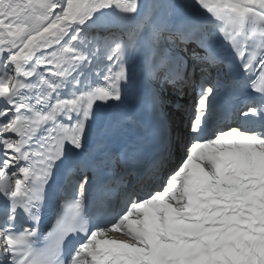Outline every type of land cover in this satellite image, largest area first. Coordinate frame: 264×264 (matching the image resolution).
<instances>
[{
    "label": "snow or ice",
    "instance_id": "obj_1",
    "mask_svg": "<svg viewBox=\"0 0 264 264\" xmlns=\"http://www.w3.org/2000/svg\"><path fill=\"white\" fill-rule=\"evenodd\" d=\"M156 8L141 0H0V264H264V125L212 126L218 89L255 94L241 115L264 118V0ZM99 16L113 22L87 31ZM90 57L100 58L92 71L101 83L77 77L79 91L60 96L73 67ZM138 59L147 77L137 100L152 119L127 123L121 114L107 124L97 148L121 131L132 135L95 166L111 169L101 190L126 187L117 166L162 174V182L140 198L125 195L114 222L88 231L79 222L88 178L70 181L62 215L41 238L54 165L66 144L84 150L99 108L129 94ZM165 86L193 94L186 133L169 126ZM77 230L85 238L65 261L61 244Z\"/></svg>",
    "mask_w": 264,
    "mask_h": 264
},
{
    "label": "bare ground",
    "instance_id": "obj_2",
    "mask_svg": "<svg viewBox=\"0 0 264 264\" xmlns=\"http://www.w3.org/2000/svg\"><path fill=\"white\" fill-rule=\"evenodd\" d=\"M152 2H154V0H151ZM157 2H158V5H157V8H156V10L157 11H161V9L159 8V5H161V4H164V3H169L170 1L169 0H157ZM142 4H148V5H150V3H142ZM198 51H199V49H197ZM181 93L183 94V93H186L184 90H182L181 91ZM163 96H164V100L166 101V100H171L172 102H174V101H176L177 100V98H176V96L174 95V94H168V92H166L165 90L163 91ZM186 103V105H188V100H187V102H185ZM176 104L178 105V104H180V100H177V102H176ZM171 105H172V103H171ZM179 108H180V110H179V112H180V114L177 116L178 117V119H175V120H172L171 122H169V126L171 127V128H173L174 130H177V131H179V132H181V133H184V125H185V113L187 112V108H188V106H179ZM180 155H182L181 154V152L179 151L174 157H173V160L171 161V164L172 165H174L175 164V162H176V159L180 156ZM155 176V177H154ZM154 176H151V177H148V178H143L142 180H134V181H132V180H130V179H128V178H125V177H122L121 176V178H122V180H123V183L126 185V187H123V191L125 192V195H128V194H130L131 195V193L132 192H135V191H140L141 189L138 187V185H136L135 183L136 182H142L143 184H145V185H147L146 183H149L150 181L149 180H153V178H155V181H157V180H161V179H163V175L161 174V175H154ZM131 182H133L134 183V185L136 186V187H131V185H132V183ZM143 184H142V186H143ZM142 192V191H141ZM143 193V192H142ZM141 193V194H142ZM119 233V232H118ZM119 235V234H118Z\"/></svg>",
    "mask_w": 264,
    "mask_h": 264
},
{
    "label": "rangeland",
    "instance_id": "obj_3",
    "mask_svg": "<svg viewBox=\"0 0 264 264\" xmlns=\"http://www.w3.org/2000/svg\"><path fill=\"white\" fill-rule=\"evenodd\" d=\"M146 2H148V3H153L155 6H157L158 5V2H157V0H154V2H152L151 0H145ZM159 1V0H158ZM170 2H173V3H177V4H179V3H187L188 2V0H169ZM169 102H172L171 100H168ZM174 103H175V101H174ZM133 195V194H132Z\"/></svg>",
    "mask_w": 264,
    "mask_h": 264
}]
</instances>
